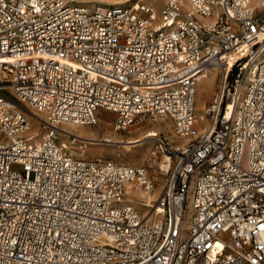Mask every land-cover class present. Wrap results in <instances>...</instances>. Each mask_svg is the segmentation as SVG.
Segmentation results:
<instances>
[{"label": "built area", "instance_id": "obj_1", "mask_svg": "<svg viewBox=\"0 0 264 264\" xmlns=\"http://www.w3.org/2000/svg\"><path fill=\"white\" fill-rule=\"evenodd\" d=\"M185 1L0 0V264H264V22L251 0ZM214 66L209 125L151 134L154 168L58 142L98 110L116 132L163 120L183 139ZM128 186L159 188L145 213Z\"/></svg>", "mask_w": 264, "mask_h": 264}, {"label": "rangeland", "instance_id": "obj_2", "mask_svg": "<svg viewBox=\"0 0 264 264\" xmlns=\"http://www.w3.org/2000/svg\"><path fill=\"white\" fill-rule=\"evenodd\" d=\"M84 1V0H82ZM104 2V3H113V1H121V0H100L96 2ZM123 1V0H122ZM133 0H127L124 1V4H130L132 3ZM84 2H89V1H84ZM122 4V3H120ZM152 4L154 5L155 9L159 12L162 8V0H152ZM91 5V4H90ZM255 13L260 16V19L262 22H264V2L261 3L259 7L255 9ZM205 22L207 21L206 19L204 20ZM207 76H209L208 81H206V84L203 87L202 84V79L198 82L197 86V93H196V98L195 99V109H194V115L197 117V122L194 127L195 129V134H198V132L205 126L206 120L203 115L204 110L206 106L213 100L215 99V95L217 93L218 87L220 85L221 79H222V72L217 68V69H211L207 73ZM247 82V81H246ZM245 82V83H246ZM244 83V84H245ZM201 85V86H199ZM197 106V107H196ZM102 110H98L97 114L99 115L100 119L98 125L95 126H79L83 127L86 129H90L93 132H96L97 134V141H87L85 140L86 143H82V145L87 147H84V155H79L83 156L84 158H92V157H102L105 159H112L117 162H122V163H128L132 165H149L151 164L154 168V161L150 160V149L152 147V143H143L142 145H137L135 143H110V142H105L102 141V138L104 136L108 135H115L121 136L123 139L127 140L130 137L136 136L139 133H144L146 135L147 131H149L150 128L156 130V128L159 130L161 134H164L167 139H169L172 143H179L183 144L186 142V140H181L177 139L174 137V133L171 131L170 128V123L168 121H152V122H144V123H138L136 125L131 126L128 130L123 131V132H116L113 130L112 126V115L110 116H103ZM39 118H45V115H39ZM209 117V116H208ZM30 124H31V130L29 134H31L33 131L37 132V134H31L32 139L34 140H39L41 137L43 131L45 130V127L43 125V121H40L39 119L29 116ZM209 125V120L206 123V126ZM59 127L62 128H67L66 130H69L72 133H75L78 131V128L74 126H70V124H60ZM109 131V132H108ZM157 131V130H156ZM107 133V135H106ZM111 135V136H113ZM148 136V135H146ZM193 137V135H192ZM67 139V137H64L59 134V139L58 142H63ZM101 139V140H100ZM189 139H187L188 141ZM97 142V143H96ZM146 144V145H145ZM149 144V145H147ZM144 145V146H143ZM144 148V149H143ZM72 154H78L81 151H78L74 148L70 149ZM163 157L159 156L156 158L158 162L161 161ZM156 175H158V172H155ZM158 179H160L159 176H157ZM132 195H135L134 193ZM135 206V205H134ZM137 208V207H136ZM138 209V208H137ZM140 210V209H139Z\"/></svg>", "mask_w": 264, "mask_h": 264}, {"label": "bare ground", "instance_id": "obj_3", "mask_svg": "<svg viewBox=\"0 0 264 264\" xmlns=\"http://www.w3.org/2000/svg\"><path fill=\"white\" fill-rule=\"evenodd\" d=\"M84 1H89V3H93V2H96V1H100V0H84ZM124 1H127V0H123V1L121 0V1H118V2L117 1H115V2L113 1V3L114 4H120V3L124 4ZM250 2L252 4H254L255 7H259L261 5V3L264 2V1L251 0ZM182 5L184 6V9H190L189 4L185 0H182ZM202 19H203L204 23L209 21V18H207V17H204ZM205 19L207 20L206 22L204 21ZM217 68L222 72V69L219 66H214L212 68H207V69H204V71H202V73L200 74L198 80L200 81V79H202L203 87H204V85L206 84V81H208V78H209V76H207V73L209 71H211V69H217ZM198 82H197L196 87H195V98H196V93H197ZM199 86H201V85H199ZM38 114L39 115H43V113L37 112V116H33V117L39 119L40 121H43V118L42 117L39 118ZM203 115H204L206 123H207L208 122V116H206L205 110H204ZM196 122H197V117H196V121H195L194 127L196 125ZM206 123H205V126L198 133H200L206 127ZM29 124H30V120H29ZM30 126H31V124H30ZM70 126H74V127L78 128V131L75 132V133H72L69 130H66L67 128L59 127V134L64 136V137H67V139L65 141H63V142L66 143V145L68 146L70 152H71L70 149L74 148V149H76L78 151H81L78 154H74V155H84V149H85L84 147H87V144H86V146H84L85 144L82 145V143H86L85 140H87V141L88 140L89 141L90 140L91 141H95L96 140L97 141L98 140L97 139V134H96V132H93L90 129L79 127V126H82V125H72V124H70ZM194 127H193L192 134L187 136V137H184L181 140H186L187 141V139H191L192 138V135H193V137L198 135V134H195ZM30 130H31V127H30ZM30 130L27 131V134H29ZM154 132H159V131H155L154 129L150 128L149 131H147V133H146V135H148V136L144 135V133H139L138 135L130 137L127 140L123 139L121 136H118V138H117V136L111 134L113 136H111V135L104 136L102 138V141L110 142V143H116V142H118V143H135V144L140 146L143 143H150V142L153 143V139L151 138L150 135L153 134ZM31 134H37V132L33 131ZM70 135L75 136V139L73 140V142H70V137H69ZM106 135H107V133H106ZM147 145H149V144H147ZM176 145H178V144H176ZM166 159H168V157L163 156V158L160 161V165L163 168L166 167V163H165ZM126 191H127V194L125 195V200L132 202L138 209H142V211L144 213L147 211V209L146 208L143 209V207H141L140 205L141 204H143V205H151L152 200L154 199V193H151V194L147 195L146 193H143L141 191H138V190H135L133 188H130V186L127 187ZM133 193L135 195H132Z\"/></svg>", "mask_w": 264, "mask_h": 264}, {"label": "crops", "instance_id": "obj_4", "mask_svg": "<svg viewBox=\"0 0 264 264\" xmlns=\"http://www.w3.org/2000/svg\"><path fill=\"white\" fill-rule=\"evenodd\" d=\"M103 114V116L105 115V116H110V115H112V117L114 116V114L113 113H111V112H109V111H101ZM155 129V128H154ZM156 130L157 131H159L157 128H156ZM155 130V131H156ZM157 180H158V184H160V182L162 181V179H161V177H160V179H158V177H157ZM158 191H159V188H157V190H156V192L154 193V198L156 197V195H157V193H158Z\"/></svg>", "mask_w": 264, "mask_h": 264}]
</instances>
